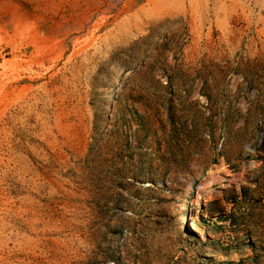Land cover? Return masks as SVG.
<instances>
[{"label":"rangeland","instance_id":"rangeland-1","mask_svg":"<svg viewBox=\"0 0 264 264\" xmlns=\"http://www.w3.org/2000/svg\"><path fill=\"white\" fill-rule=\"evenodd\" d=\"M0 264H264V0H0Z\"/></svg>","mask_w":264,"mask_h":264},{"label":"bare ground","instance_id":"bare-ground-1","mask_svg":"<svg viewBox=\"0 0 264 264\" xmlns=\"http://www.w3.org/2000/svg\"><path fill=\"white\" fill-rule=\"evenodd\" d=\"M191 228H192V226H191Z\"/></svg>","mask_w":264,"mask_h":264}]
</instances>
